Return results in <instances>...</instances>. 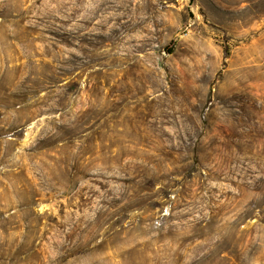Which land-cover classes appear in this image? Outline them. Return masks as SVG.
Masks as SVG:
<instances>
[{"label":"rangeland","instance_id":"obj_1","mask_svg":"<svg viewBox=\"0 0 264 264\" xmlns=\"http://www.w3.org/2000/svg\"><path fill=\"white\" fill-rule=\"evenodd\" d=\"M197 141L192 195L154 203ZM231 244L264 264V0H0V264Z\"/></svg>","mask_w":264,"mask_h":264},{"label":"trees","instance_id":"obj_2","mask_svg":"<svg viewBox=\"0 0 264 264\" xmlns=\"http://www.w3.org/2000/svg\"><path fill=\"white\" fill-rule=\"evenodd\" d=\"M63 75H59V78H62ZM57 84H61V82H57ZM195 145L192 148H189L186 151V156L181 160L180 166L181 168L177 170L175 177H179L173 184H170L165 187L164 190L160 192H155L149 194L150 199L157 200L159 197L169 196L171 192L176 191V197L179 199H185L187 196L192 195V188H193V180L196 178V175L199 173V169L202 168V161L201 157L204 156L206 153L205 149L202 147V142L197 141L194 143ZM154 176L153 174L150 175ZM147 179L149 184H153L151 179ZM142 180V179H141ZM144 181V179H143ZM178 189H183L182 191H178ZM157 204V203H156ZM155 205V204H154ZM237 245H229V249L223 250L221 249L217 254V259L220 262L225 264H231V256L234 252H237Z\"/></svg>","mask_w":264,"mask_h":264}]
</instances>
